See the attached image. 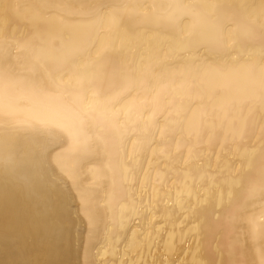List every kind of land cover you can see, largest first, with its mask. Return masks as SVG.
<instances>
[{
  "label": "snow or ice",
  "instance_id": "snow-or-ice-1",
  "mask_svg": "<svg viewBox=\"0 0 264 264\" xmlns=\"http://www.w3.org/2000/svg\"><path fill=\"white\" fill-rule=\"evenodd\" d=\"M19 7L10 0L0 3V230L7 232L15 227L14 206L23 198L35 205L30 230L34 228L44 237L42 249L52 247L56 234L63 231L56 219L58 206L78 196L88 218L91 240L96 223L91 193L108 173L119 172L123 180L131 182L137 156L156 135L164 140L180 133L189 139L206 138L211 144L218 128L224 130L225 139L233 142L247 134L249 122L230 98L218 97L217 103L195 105L191 118L185 116V105L177 103L176 98L191 102L202 96L213 97L222 87L218 65L237 57L251 59L257 52L264 59V0L239 3V8L251 9L245 22H236L228 14L226 10L232 5L219 3L86 0L74 4L68 0H41L25 6L32 9V23L40 22L44 30L28 23L14 26L9 12ZM125 15L128 22L122 28ZM79 19L89 20L98 31L105 26L109 31L118 30L119 52L107 33L87 43L74 39ZM161 29L164 36L158 39ZM241 40L253 45L258 41L259 47H237ZM205 48L207 55L201 52ZM129 56L133 58L131 69ZM114 80L120 81L119 87L105 94V87ZM259 84L260 95L253 100L249 113L256 100L264 109V63L259 67ZM142 88L150 98L116 108L122 97ZM64 95H71L75 105L70 117L67 108L61 109L55 103L41 105L38 114L29 119H20L16 114L14 102L21 99L59 101ZM162 97L166 103L161 102ZM261 134L264 140V128ZM18 141L26 142L25 151L18 149ZM261 147L264 151V144ZM249 155L247 150L242 153V164ZM101 157L105 165L92 166ZM248 163L251 166L250 160ZM197 178L207 195L197 193L196 206L185 208L184 197L191 196ZM192 179V185L184 181L174 203L197 216L198 221L204 217L194 226L199 231L222 235V220L226 226L240 218L242 206L223 216L216 214L217 205L224 207L225 197L231 204L233 186L245 188L250 197L259 191L264 199V167L258 184L251 179L245 184L244 177L233 174L226 181L227 193L207 172ZM141 211L132 206L128 216ZM240 246L239 237L230 235L220 249L228 256L221 264H244L239 257ZM0 264L72 262L34 258ZM82 264L94 262L86 260Z\"/></svg>",
  "mask_w": 264,
  "mask_h": 264
},
{
  "label": "bare ground",
  "instance_id": "bare-ground-1",
  "mask_svg": "<svg viewBox=\"0 0 264 264\" xmlns=\"http://www.w3.org/2000/svg\"><path fill=\"white\" fill-rule=\"evenodd\" d=\"M5 0H0V3ZM20 5L10 10L9 16L16 24L28 23L30 27L44 30L40 22L32 23V9L25 7L40 3L41 0H10ZM78 4L86 0H68ZM112 2V0H109ZM127 3H219L230 4L229 15L236 22H245L251 9L238 7L242 0H123ZM252 2V0H250ZM3 14L0 8V15ZM128 16L125 15L123 27H126ZM77 30L73 38L87 43L107 33L109 40L116 42L119 52L120 34L116 29H97L87 19L76 21ZM235 27V25H233ZM122 30V29H121ZM162 39L164 30H158ZM211 37L209 36V41ZM210 47V43L208 45ZM237 47L258 49L248 41H239ZM207 55L206 48L201 49ZM233 56L237 54L232 53ZM227 59V57L225 58ZM264 63L258 52L251 59L237 57L226 65L220 64L217 69L222 73V87L213 97L202 96L198 101L177 97L176 102L185 105V116L191 118L195 105H211L218 102V97H228L236 108L241 109L249 122L247 134L242 140L225 139V132L217 129L215 142L209 144L206 138L189 139L183 134L175 133L161 140L155 136L154 142L145 145L144 150L137 156L134 167V179L131 182L123 180L117 172L108 173L91 193L92 205L96 209L94 236L89 240L88 218L84 214L79 197L73 196L58 206L56 219L62 232L56 234L55 245L42 249V234L30 226L33 220L35 205L20 198L14 206L15 227L7 232L0 230V261L27 259H54L66 262L93 261L94 264H221L228 256L221 252L230 235L238 236L240 240L239 257L244 264H264V216L262 199L259 191L249 196L243 187L233 186L232 202L224 207L217 205V215L223 216L231 209L242 206L243 211L238 220L225 228L223 234L210 233L208 230L199 231L194 226L202 222L204 217L190 214L174 203L177 193L183 188L184 181L193 184L192 177L207 172L216 178V183L227 193L229 185L226 181L238 174L248 180L259 183L261 168L264 167V151H262L261 129L264 128L262 116L264 109L259 101H255L254 109H248L253 100L260 95L259 67ZM129 68L133 66V58L128 57ZM111 71V66L108 68ZM120 81L114 80L111 86L105 87V94L119 87ZM139 98H150L146 88L137 89L130 96L122 97V103L137 101ZM162 103L167 100L162 97ZM57 104L61 109L67 108L70 117L75 108L71 95H64L59 101L47 99L33 100L30 98L14 102L16 114L20 119H29L38 114L39 107L44 104ZM192 109V110H188ZM18 149H27L25 141L17 142ZM245 150L250 153L241 163V155ZM250 160L251 166L248 161ZM106 161L101 157L94 167L100 168ZM206 196L205 188L197 178L192 188L191 196L185 195V208L195 207L198 195ZM98 205V208H97ZM132 206L141 208L139 214L128 216ZM208 211L211 212L209 202ZM123 218V223L121 219Z\"/></svg>",
  "mask_w": 264,
  "mask_h": 264
}]
</instances>
